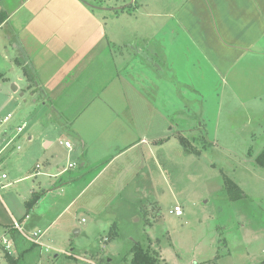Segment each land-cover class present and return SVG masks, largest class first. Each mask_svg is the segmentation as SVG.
Returning <instances> with one entry per match:
<instances>
[{
  "label": "rangeland",
  "instance_id": "374dc122",
  "mask_svg": "<svg viewBox=\"0 0 264 264\" xmlns=\"http://www.w3.org/2000/svg\"><path fill=\"white\" fill-rule=\"evenodd\" d=\"M172 1L78 0L114 42L112 55L118 66L123 65L120 52H136L142 37H152L164 27L167 17L153 14L166 13ZM20 18L22 14L11 18V32ZM17 36L18 32L12 33L11 43L19 42ZM11 43L7 41L3 48L10 58ZM0 60L6 77L0 85V121L10 115L6 123L0 122L1 144L25 124L0 156V173L7 176L0 179V236L11 241L16 264H128L135 242L158 251L166 264H264V171L252 164L264 147V125L255 126L239 111L217 114L212 106L201 114L202 121L193 103L190 114L196 121L184 120L177 111L175 121L158 125L165 122V127H150V136L166 137L154 147V161L141 145L138 149L144 158L137 164L143 168L132 176L124 172L116 178L127 177L121 187L104 191L101 182L86 186L90 175L81 173L85 169L82 146L63 113L55 112L47 101L52 96H32L21 67L11 71V62L1 56ZM119 85L116 82L119 96L113 95L118 102L123 98ZM106 98L102 100L108 102ZM179 136L199 153L184 151ZM64 138L70 149L64 146ZM128 140L121 137L120 144ZM45 142H52L49 148ZM64 168L69 169L65 178L52 175ZM222 172L237 183L244 197L227 199ZM63 179L68 183L60 185ZM33 195L37 197L25 215V202ZM175 205L181 209L179 216L170 212ZM12 219L24 232L40 234L39 243L25 240L12 228ZM110 228L117 234L107 241ZM0 264H6L3 258Z\"/></svg>",
  "mask_w": 264,
  "mask_h": 264
},
{
  "label": "crops",
  "instance_id": "0c3cea01",
  "mask_svg": "<svg viewBox=\"0 0 264 264\" xmlns=\"http://www.w3.org/2000/svg\"><path fill=\"white\" fill-rule=\"evenodd\" d=\"M170 6L166 13L153 14L167 17L164 27L142 37L136 52H120L123 65L118 66L114 42L78 0H0V56L11 62V71L20 67L15 57H26L36 75L26 88L32 96H52L47 101L63 113L82 146L81 173L90 175L86 186L101 182L104 191L121 187L126 176L143 168L137 164L144 158L138 148L145 147L154 161V147L166 140L150 136V127L175 121L177 111L184 120L196 121L190 114L193 103L198 119L212 106L217 114L239 111L255 126L264 125V0H173ZM18 14L22 18L11 32V18ZM16 32L19 42L11 43ZM7 41L11 58L3 50ZM3 65L0 60V85L6 79ZM116 82L120 102L113 98L119 96ZM105 95L108 102L102 100ZM121 137L130 140L120 144ZM66 171L52 175L60 180ZM67 183L63 179L60 185Z\"/></svg>",
  "mask_w": 264,
  "mask_h": 264
},
{
  "label": "trees",
  "instance_id": "16d2710c",
  "mask_svg": "<svg viewBox=\"0 0 264 264\" xmlns=\"http://www.w3.org/2000/svg\"><path fill=\"white\" fill-rule=\"evenodd\" d=\"M15 61L21 67L22 74L26 78V81L28 83L33 84V82L36 81V75L31 65L29 63L26 64L24 60H20V58L18 57H15ZM179 143L181 144L184 151L192 152L196 154L199 153V150H195L192 147L187 146V139L185 137L179 136ZM252 164L256 168L264 171V147L254 156L252 160ZM221 175H222L224 190L228 200H236L245 196L243 190L237 185V183H235L223 172L221 173ZM35 196L36 195H33L31 199L25 202V206L27 210L32 207L35 201ZM116 234H117L116 231L113 230V228H110L106 234L107 235L106 240L109 241L110 239L114 238ZM130 254L131 257L128 264H166L163 261V259L160 257L158 251L151 250L149 245L144 248L141 246V244L135 242L130 247ZM6 260H7V264H16L17 262V258H15L14 256H6Z\"/></svg>",
  "mask_w": 264,
  "mask_h": 264
},
{
  "label": "built area",
  "instance_id": "2783aa9c",
  "mask_svg": "<svg viewBox=\"0 0 264 264\" xmlns=\"http://www.w3.org/2000/svg\"><path fill=\"white\" fill-rule=\"evenodd\" d=\"M9 117H10V115L5 116L0 122L6 123L9 120ZM24 127H25L24 123L21 124L20 126L16 127L14 136H12L8 141H6V142L4 141L5 142L4 144H1V141H0V156L3 153V151L5 150V148L9 145V143L13 140V138L22 132ZM63 144L67 148L71 147L70 142L67 140H64ZM71 166H72V164L68 165V167H71ZM6 177H7L6 173H4V172L0 173V179H5ZM170 212L174 213L177 216L182 214L181 209L178 205H175L173 207V209L170 210ZM11 226H12V228H14L18 232H20L22 237L25 240H28L32 243H39L38 238H39L40 234H37L36 232H33V233L24 232L21 228L20 223L17 220L12 219V225ZM12 249H13V247H12L11 241L4 238V236H0V262H1V258H3L4 262L7 264L6 256H13ZM262 251L264 253V249Z\"/></svg>",
  "mask_w": 264,
  "mask_h": 264
},
{
  "label": "water",
  "instance_id": "95a60500",
  "mask_svg": "<svg viewBox=\"0 0 264 264\" xmlns=\"http://www.w3.org/2000/svg\"><path fill=\"white\" fill-rule=\"evenodd\" d=\"M15 88V87H14Z\"/></svg>",
  "mask_w": 264,
  "mask_h": 264
}]
</instances>
